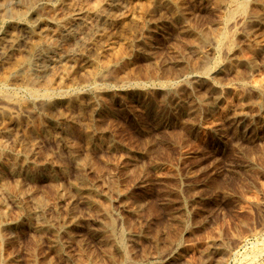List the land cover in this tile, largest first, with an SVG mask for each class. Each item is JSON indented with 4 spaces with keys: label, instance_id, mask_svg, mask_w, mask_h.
<instances>
[{
    "label": "rangeland",
    "instance_id": "1",
    "mask_svg": "<svg viewBox=\"0 0 264 264\" xmlns=\"http://www.w3.org/2000/svg\"><path fill=\"white\" fill-rule=\"evenodd\" d=\"M0 95V264H264V0H0Z\"/></svg>",
    "mask_w": 264,
    "mask_h": 264
},
{
    "label": "bare ground",
    "instance_id": "2",
    "mask_svg": "<svg viewBox=\"0 0 264 264\" xmlns=\"http://www.w3.org/2000/svg\"><path fill=\"white\" fill-rule=\"evenodd\" d=\"M2 1H3V0H2ZM13 1H14V0H13ZM26 1H27V0H26ZM9 2H10V1H9ZM183 3H184V1H183ZM183 3H182V4H183ZM35 4H36V3H35ZM12 5H13V4H12ZM241 5H242V4H241ZM246 5H247V4H246ZM246 5H245V6H246ZM6 6H7V5H6ZM8 6H9V5H8ZM36 6H37V5H36ZM43 6H44V5H43ZM242 6H243V5H242ZM245 6H244V8H246ZM12 7H13V6H12ZM12 7H11V8H12ZM38 7H39V6H38ZM40 8H41V6H40ZM47 8H48V7H47ZM47 8H46V10H47ZM28 9H29V11H30V8H28ZM48 9H50V7H49ZM13 10H14V9H13ZM15 10H17V9L15 8ZM18 10H19V8H18ZM39 10H40V9H39ZM41 10H43V9H41ZM237 10H238V9H237ZM2 11H3V10H2ZM2 11H1V13H2ZM8 11H9V8H8ZM19 11H20V10H19ZM21 11H22V10H21ZM245 11H246V10H245ZM5 12H6V11H5ZM11 12H12V10H11ZM15 12H16V11H15ZM42 12H43V11H42ZM3 13H4V12H3ZM35 13H36V12H35ZM38 13H40V12H38ZM5 14H6V13H4V14H2V15L4 16ZM12 14H14V13H12ZM2 15H1V16H2ZM26 16H27V15H26ZM33 16H34V15H33ZM5 17H6V16H5ZM16 18H17V17H16ZM14 19H15V18H14ZM26 19H27V18H26ZM14 21H15V20H14ZM24 22H25V21H24ZM21 23H22V22H21ZM22 24H23V23H22ZM22 24H21V25H22ZM14 27L16 28V26H14ZM21 27H22V26H21ZM14 30H15V29H14ZM228 33H229V32H228ZM228 35H229V34H228ZM223 36H224V35H223ZM225 36H226V35H225ZM222 39H223V38H222ZM226 40H227V39H226ZM226 40H225V41H226ZM228 42H229V40H228ZM228 42H227V43L225 42V43L228 44ZM223 43H224V42H223ZM226 44H224L223 46L225 47ZM38 45H39V44H38ZM38 45H37V46H38ZM220 45H221V44H220ZM34 46H35V45H34ZM227 46H228V45H227ZM229 46H231V44H230ZM35 47H36V46H35ZM231 47H232V46H231ZM36 48H37V47H36ZM222 50H223V49H222ZM39 56H40V55H38V57H39ZM32 57H33V56H32ZM34 57H36V56H34ZM42 57H43V56H42ZM42 57H41V58H42ZM30 59H31V58H30ZM35 60H36V59H35ZM40 60H41V59H40ZM28 61H29V60H28ZM41 61H44V59L41 60ZM41 61H40V62H41ZM36 62H37V61H36ZM40 62H39V64L37 63L38 66L43 64V62H42L41 64H40ZM25 63H26V62H25ZM32 64H33V63H32ZM45 64H46V63H45ZM29 66H31V65H29ZM33 67H35V66H33ZM28 68H29V67H28ZM26 69H27V68H26ZM36 69H38V68H36ZM41 69H42V68H41ZM28 70H29V69H28ZM23 72H24V71H23ZM34 72H35V71H34ZM37 72H38V71H37ZM43 72H44V71H43ZM35 73H36V72H35ZM99 74H100V73H99ZM38 75H39V74H38ZM8 83H9V82H8ZM14 84H16V83H14ZM8 85H9V84H8ZM19 85H20V84H19ZM26 85H27V84H26ZM3 86H4V85H3ZM10 86H11V85H10ZM23 86H25V83H23ZM14 87H15V85H14ZM29 87H30V86H29ZM31 87H32V86H31ZM33 87H34V86H33ZM4 88H5V87H4ZM7 88H8V86H7ZM10 88H11V87H10ZM35 88H37V87H35ZM17 89H19V88H17ZM25 89H26V88H25ZM27 89H28V87H27ZM32 89H33V88H31V90H32ZM10 90H11V89H10ZM20 90H22V89H20ZM23 90H24V89H23ZM31 90H30V91H31ZM36 90H37V89H36ZM42 90H43V89H42ZM1 91H3V90H1ZM4 91H5V90H4ZM8 91H9V90H8ZM17 91H18V90H17ZM24 91H25V90H24ZM46 91H47V90H46ZM50 91H51V90H50ZM56 91H57V90H56ZM36 92H37V91H36ZM36 92H35V93H36ZM44 92H45V90H44ZM2 93H3V92H2ZM7 93H8V92H7ZM39 93H40V92H39ZM41 93H42V92H41ZM53 93H54V92H53ZM12 94H13V93H12ZM15 94H16V92H15ZM33 94H34V93H33ZM42 95H43V94H42ZM50 95H51V94H50ZM2 96H5V95L3 94ZM2 96L0 95V98H1ZM31 96H32V95H31ZM37 96H38V95H37ZM13 97H14V96H13ZM16 97H17V96H16ZM38 97H39V96H38ZM51 97H53V96H51ZM51 97H50V98H51ZM10 98H11V99H10ZM32 98H33V97H32ZM6 99H10V100H12V97H10V94H9V97H6ZM6 99H5V100H6ZM34 99H35V97H34ZM37 99H38V98H37ZM51 99H52V98H51ZM5 102H6V101H5ZM11 102H12V101H11ZM22 103H23V102H22ZM8 104H10V103H8ZM16 105H17V104H15V106H16ZM21 105L23 106V104H21ZM44 105H45V103H44ZM44 105H43V106H44ZM13 106H14V105H13ZM13 108H14V107H13ZM15 109H16V107H15ZM118 243H119V242H118ZM120 243H121V242H120ZM120 243H119V244H120ZM121 244H122V243H121ZM119 247H120V246H119Z\"/></svg>",
    "mask_w": 264,
    "mask_h": 264
}]
</instances>
